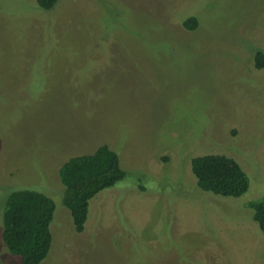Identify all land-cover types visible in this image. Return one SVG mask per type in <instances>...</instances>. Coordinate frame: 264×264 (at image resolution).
<instances>
[{"label":"rangeland","instance_id":"rangeland-1","mask_svg":"<svg viewBox=\"0 0 264 264\" xmlns=\"http://www.w3.org/2000/svg\"><path fill=\"white\" fill-rule=\"evenodd\" d=\"M258 51L264 0H0V264L19 261L1 239L16 189L55 205L40 264H264ZM102 144L125 176L76 232L59 168ZM205 154L234 159L247 190L199 189L190 159Z\"/></svg>","mask_w":264,"mask_h":264},{"label":"trees","instance_id":"trees-1","mask_svg":"<svg viewBox=\"0 0 264 264\" xmlns=\"http://www.w3.org/2000/svg\"><path fill=\"white\" fill-rule=\"evenodd\" d=\"M59 0H35L36 7L47 12ZM183 26L192 30L197 18L189 16ZM256 69L264 67V53L254 55ZM190 168L197 187L223 197H238L248 188V178L241 166L222 154H205L190 159ZM125 176L118 155L102 144L93 153L70 157L59 168L64 187L62 202L69 210L74 230L81 232L88 216L89 201L103 189L114 186ZM252 218L264 235V194L258 201H250ZM54 202L42 192L16 189L7 195L2 210L1 239L8 251L18 256L17 264H40L51 247L50 223Z\"/></svg>","mask_w":264,"mask_h":264}]
</instances>
